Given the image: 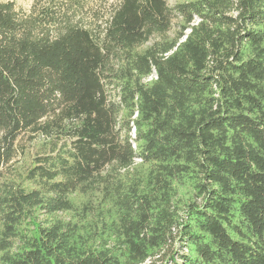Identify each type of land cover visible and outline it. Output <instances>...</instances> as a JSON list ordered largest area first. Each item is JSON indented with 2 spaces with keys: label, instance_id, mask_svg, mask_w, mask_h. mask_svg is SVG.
<instances>
[{
  "label": "trees",
  "instance_id": "16d2710c",
  "mask_svg": "<svg viewBox=\"0 0 264 264\" xmlns=\"http://www.w3.org/2000/svg\"><path fill=\"white\" fill-rule=\"evenodd\" d=\"M264 264V0L0 2V264Z\"/></svg>",
  "mask_w": 264,
  "mask_h": 264
},
{
  "label": "rangeland",
  "instance_id": "374dc122",
  "mask_svg": "<svg viewBox=\"0 0 264 264\" xmlns=\"http://www.w3.org/2000/svg\"><path fill=\"white\" fill-rule=\"evenodd\" d=\"M5 1H14L18 8H22L26 11H30V9L32 8L35 2V0H0V2H5ZM149 263L150 261L148 260L146 264H149Z\"/></svg>",
  "mask_w": 264,
  "mask_h": 264
}]
</instances>
